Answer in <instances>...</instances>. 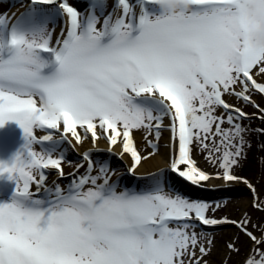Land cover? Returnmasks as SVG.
<instances>
[{"label": "snow or ice", "instance_id": "6c2138e0", "mask_svg": "<svg viewBox=\"0 0 264 264\" xmlns=\"http://www.w3.org/2000/svg\"><path fill=\"white\" fill-rule=\"evenodd\" d=\"M191 2L172 9L114 0L109 9L89 0L81 11L72 0H30L14 22L0 14V127L15 121L24 140L0 161V176L15 181L10 202H0V264H210L214 238L197 229L226 224L252 242L243 264H264V222L216 218L220 203L176 189L181 179L201 188L212 179L242 182L264 211L256 188L235 174L249 133L264 128L244 124L252 116L227 99L255 108L264 122L255 99L264 101V48L248 39L260 25L248 16L249 0ZM57 18L63 28L54 38ZM163 128L171 133L169 167L146 185L121 187L91 151L66 187L47 184L46 170L64 176L65 143L90 138L95 148L103 138L109 154L119 145L121 158L130 156L135 173L148 158L135 133L158 150ZM194 152L206 153L215 175Z\"/></svg>", "mask_w": 264, "mask_h": 264}, {"label": "rangeland", "instance_id": "374dc122", "mask_svg": "<svg viewBox=\"0 0 264 264\" xmlns=\"http://www.w3.org/2000/svg\"><path fill=\"white\" fill-rule=\"evenodd\" d=\"M227 99L230 103L237 104L238 106L244 107V110L252 116L251 120L252 119L254 120L256 118L255 115H253L254 113H256L255 108L241 104L239 101L236 100L235 97H228ZM255 99L257 100L258 103H261L262 105H264V101H262L259 96H256ZM245 123L246 122H244V124ZM7 124L9 126L5 130L0 131V146L1 148H3L5 144H8L10 149L13 148V150H11V156L13 158L14 154L20 148L14 144L18 143L20 146H22V144L24 143L23 130L20 128L18 123H16L15 121H9ZM39 131L40 130H37L36 135L38 134ZM252 132H253V135L258 138L257 143L253 145L255 146L254 147L255 149L254 148L246 149L247 151L246 154L249 153V159L254 160V154L256 152L257 156L261 159L252 161L251 162L252 165H249L248 170H246L247 172L245 174L242 173L245 171L242 169L243 164L241 162L239 168L235 170V174L239 177L246 178L256 188L255 196L259 197L260 201H264V165L263 166L260 165V164H264L262 162L264 160V136L259 137V135L255 131H252ZM136 133L140 135L139 132H136ZM7 137L10 139L9 141L6 140L8 139ZM165 137L169 138L168 134H166L163 130H161V138L159 140V144H162L163 142H165L162 140ZM250 137H252V135ZM151 138L154 139V136ZM135 139L137 141V137H135ZM258 143H260L263 146V148L259 147V149L256 150L257 149L256 146L258 145ZM138 148L141 151L142 156L149 155V153L155 154L161 150L160 147L158 150L152 149L150 146H148L145 143L144 140L143 142H141L140 145H138ZM8 154H10V151H8ZM193 155H194V158L197 160L198 165L201 168L215 175L217 169L212 167L205 160L206 153L194 152ZM10 160L7 159L6 156H2L0 154V161H10ZM257 165H258L257 168L260 171V173L258 175L257 174L254 175L252 171L256 168ZM62 167L63 169H65L66 172H72L76 169L77 164L71 163L69 160L68 161L65 160ZM110 167H111V171L115 173V169H114L115 166L110 165ZM54 173H56L55 170H51V172H48V174H51V175H53ZM5 176L8 179L9 184H12L13 186H15V181L12 179H9L7 174H5L4 177ZM113 176L114 175H112V177ZM206 183L214 184V186L216 185L220 186V185L227 184L228 186H230V188H232V189L226 190V194H225V191L220 192L222 193L223 198L226 200L220 202L221 203L220 209L215 212L214 214L215 217L217 218L227 217L231 220L239 221L245 218V214H248V216L250 217L252 221V224H258V223L264 222V211L263 212L257 211V209H254V207L252 206V202L254 203V195H253V192L247 187V185H243L242 182L226 183L222 179H212ZM3 189L4 187H2V191H4ZM240 193L244 195L242 196L240 195ZM250 196H251L252 201L248 205L241 204V201H243L244 198H250ZM2 201L6 202L3 196L0 197V202ZM256 232L260 233L259 231H255V233ZM210 237L214 238V247L209 257L206 258L207 260H209L210 264H225V261H227V264H243L245 257L247 256V253L249 251L248 249H246V246L249 243V239L247 238V236H245L243 233L241 235L236 230H222L216 234H210ZM228 243H235L236 246L240 249V252L239 253L230 252L229 249L226 247ZM248 245H250V243Z\"/></svg>", "mask_w": 264, "mask_h": 264}, {"label": "bare ground", "instance_id": "6f19581e", "mask_svg": "<svg viewBox=\"0 0 264 264\" xmlns=\"http://www.w3.org/2000/svg\"><path fill=\"white\" fill-rule=\"evenodd\" d=\"M72 2L74 6H77L81 11H86L89 0H72ZM106 3H107L108 8L111 9L112 4L114 3V0H106ZM31 6L32 5L30 3V0H0V14L7 13L8 16L13 19V22H14L15 19L20 18L22 14L26 13L31 8ZM50 28H54L55 30L54 38H55L61 32L63 28V23L59 18H57L56 21L50 25ZM43 131L38 136L47 134L46 131L44 132ZM140 135L137 133L135 135V137H137L138 145H140L141 142H143V139ZM56 138H59V133H56ZM72 144H75L74 139L72 140ZM108 147H109L108 142L104 140L103 138L96 142L95 148L93 147V144L90 138L84 141L83 144L76 145L75 148H73L68 143L63 144V149L65 151L64 153L69 154V152H73V150H75L74 153L80 156L79 165L81 164L85 165L83 172H85L86 170L87 162L83 159L82 153H84L85 151H91L94 153L93 155L96 156L95 151L99 150L97 152L101 154V158L105 159L107 156H109L108 151H107ZM120 151L121 149L119 145H117L115 148L112 149V152L115 153L114 156L115 155L118 156L120 154ZM168 153H169V147L164 146L158 153H155L153 155H146L148 156V158L143 159V161H141V164L137 167V170L134 173V177L126 176L124 179H120L121 178L120 175L122 172L120 169L125 168L126 165H128L129 167H132V163H133L130 156L128 154H125L123 155L124 158H122L123 160L120 163L118 162L115 163L118 166L117 168L118 170L116 171L115 178H118L120 181H122L125 184L124 186H132L133 183H136L137 186L146 185L150 182L147 179L148 177L152 176L153 174L164 171L169 167L168 159H167ZM56 180H57V176L52 175L51 179L47 181V184L49 185V187L50 186L53 187L54 184L56 183ZM176 188H181L182 191L184 190L185 192H188L189 194L196 196V197L209 194L208 192L203 193L200 190L195 189V188H189L188 186L185 185L184 182L180 183V180L176 181ZM250 199H251V196L250 198H244V200L241 201V204L248 205L252 201V199L251 200Z\"/></svg>", "mask_w": 264, "mask_h": 264}, {"label": "clouds", "instance_id": "9594fccd", "mask_svg": "<svg viewBox=\"0 0 264 264\" xmlns=\"http://www.w3.org/2000/svg\"><path fill=\"white\" fill-rule=\"evenodd\" d=\"M161 7L176 9L183 7L191 9V0H159ZM249 18L254 23H259L260 27L248 34L251 44L257 48H264V0H249L246 4Z\"/></svg>", "mask_w": 264, "mask_h": 264}]
</instances>
